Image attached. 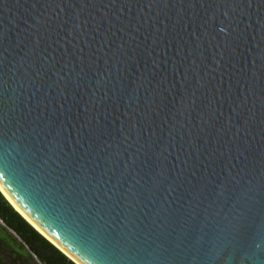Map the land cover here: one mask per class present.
<instances>
[{"label": "water", "instance_id": "1", "mask_svg": "<svg viewBox=\"0 0 264 264\" xmlns=\"http://www.w3.org/2000/svg\"><path fill=\"white\" fill-rule=\"evenodd\" d=\"M0 185L77 264H264V0H0Z\"/></svg>", "mask_w": 264, "mask_h": 264}, {"label": "trees", "instance_id": "2", "mask_svg": "<svg viewBox=\"0 0 264 264\" xmlns=\"http://www.w3.org/2000/svg\"><path fill=\"white\" fill-rule=\"evenodd\" d=\"M0 232V264H12L9 254L30 259L33 264H77L35 229L1 191Z\"/></svg>", "mask_w": 264, "mask_h": 264}, {"label": "bare ground", "instance_id": "3", "mask_svg": "<svg viewBox=\"0 0 264 264\" xmlns=\"http://www.w3.org/2000/svg\"><path fill=\"white\" fill-rule=\"evenodd\" d=\"M0 190L3 193V195L6 197V199L12 204V206L26 219L30 224H32L37 230H39L43 235H45L18 207L17 205L12 201V199L8 196V194L5 192V190L0 185ZM46 236V235H45ZM47 237V236H46ZM48 238V237H47ZM51 240V239H50ZM52 241V240H51Z\"/></svg>", "mask_w": 264, "mask_h": 264}, {"label": "rangeland", "instance_id": "4", "mask_svg": "<svg viewBox=\"0 0 264 264\" xmlns=\"http://www.w3.org/2000/svg\"><path fill=\"white\" fill-rule=\"evenodd\" d=\"M0 236H2V233L0 232ZM12 255L9 254V257L7 258L9 262L12 264H33L31 263L30 259H27L25 257H21L20 255Z\"/></svg>", "mask_w": 264, "mask_h": 264}]
</instances>
